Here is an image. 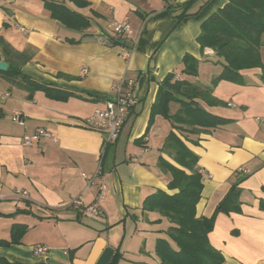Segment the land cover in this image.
Listing matches in <instances>:
<instances>
[{
    "label": "crops",
    "instance_id": "0c3cea01",
    "mask_svg": "<svg viewBox=\"0 0 264 264\" xmlns=\"http://www.w3.org/2000/svg\"><path fill=\"white\" fill-rule=\"evenodd\" d=\"M50 1L87 18L88 28L65 29L42 0H0V37L19 52L34 53L20 72L49 88V93H29L12 87L0 72V94L9 95L0 101V242L10 244L0 246V258L21 264H159L155 245L167 238L169 221L143 211L142 204L158 190L178 193L169 189L171 174L160 165L180 168L167 141L173 132L198 159L202 191L196 218L212 217L239 183L241 213L216 216L208 235L211 247L223 255L224 264H264L261 69L243 71L242 85L219 82L212 91L214 105L196 100L230 124L196 134L151 116L168 75L208 87L220 74L215 55L203 53L197 37L227 0H81L85 6ZM184 5L188 16L177 22ZM122 22L130 26V36L111 30ZM1 55L0 50L5 62ZM186 55L198 61L197 77L182 74ZM260 57L264 66V47ZM122 78L135 81L137 103L118 140L106 144L103 133L84 123L105 108ZM178 109L169 104L171 115ZM14 113L23 116V127L11 121ZM37 130L50 137L24 147L22 137ZM98 168L106 192L97 202L98 180L88 188L83 175L93 177ZM91 205L98 215L86 211ZM16 227L25 233L12 244ZM38 247L47 250L37 254Z\"/></svg>",
    "mask_w": 264,
    "mask_h": 264
},
{
    "label": "trees",
    "instance_id": "16d2710c",
    "mask_svg": "<svg viewBox=\"0 0 264 264\" xmlns=\"http://www.w3.org/2000/svg\"><path fill=\"white\" fill-rule=\"evenodd\" d=\"M69 1L79 6L86 4L81 0ZM42 2L50 17L65 29L81 31L88 28L89 20L65 5L50 0ZM187 11L188 5L181 7L180 14L176 16L177 22L188 16ZM8 14L6 12L7 16ZM197 42L203 53L205 49L213 51L216 63L222 68L220 74L212 79L208 87L180 81L175 79L174 75H168L160 85L156 101L151 108L152 117L161 116L169 120L175 130L196 134L231 122L208 114L196 101L201 100L207 105L216 104L212 91L219 82L242 85L243 71L261 69V81L264 84V66L260 57V49L264 47V0H227L221 9L202 24ZM0 50L1 56L9 65L2 76L12 87L29 93L36 90L49 93L47 86L20 72L34 56L31 50L19 52L2 37ZM182 65V74L197 77L198 61L194 57L184 56ZM171 103L179 106L172 115L169 110ZM167 141L173 148L174 161L180 168L163 161L160 165L171 174L169 189L177 188L178 193L168 195L158 190L142 204L143 211L156 212L169 221V227L165 232L167 238L158 239L155 245L159 264H224L223 255L211 247L208 235L212 232L215 218L219 213H241L239 183L232 185L212 217L196 218L195 208L202 191L201 175L195 169L198 159L175 133H170ZM186 170L190 174H187ZM261 207L264 209V203H261ZM18 228L22 229L21 233H16ZM14 232L11 243L18 244L25 229L16 227ZM4 245L10 244L0 242V246ZM0 264L21 262L11 263L0 258Z\"/></svg>",
    "mask_w": 264,
    "mask_h": 264
},
{
    "label": "built area",
    "instance_id": "2783aa9c",
    "mask_svg": "<svg viewBox=\"0 0 264 264\" xmlns=\"http://www.w3.org/2000/svg\"><path fill=\"white\" fill-rule=\"evenodd\" d=\"M111 30L116 35L130 36L131 34L130 26L126 22L112 24ZM19 31L23 32L24 29L20 28ZM85 72L86 71L83 70V73ZM134 88V80L126 78L118 80L112 87V96L107 101L105 108L95 110L93 115L85 121V127L92 131H97L106 135V144H114L118 140L121 130L127 122L133 107L137 103L134 96ZM8 96V94H0V101L4 100ZM11 121L20 127L25 125L24 118L19 113L12 114ZM49 137L50 134L48 131L37 130L31 135L23 136L21 143L24 147H30L34 143L39 142L40 139ZM83 178L86 180L88 188L94 185V180H98L99 184L96 201L98 202L103 199L106 192V186L101 175V168L97 169V172L93 177L83 175ZM23 197H25V195H23ZM74 204L75 206H80L79 201H76ZM86 211L93 216L98 215V210L95 205L88 206ZM46 250V247H38L35 252L39 254L45 252Z\"/></svg>",
    "mask_w": 264,
    "mask_h": 264
},
{
    "label": "water",
    "instance_id": "95a60500",
    "mask_svg": "<svg viewBox=\"0 0 264 264\" xmlns=\"http://www.w3.org/2000/svg\"><path fill=\"white\" fill-rule=\"evenodd\" d=\"M204 53L206 55H209V54H213V51H211L210 49H205ZM7 69H8V64L6 62H0V72H5Z\"/></svg>",
    "mask_w": 264,
    "mask_h": 264
},
{
    "label": "rangeland",
    "instance_id": "374dc122",
    "mask_svg": "<svg viewBox=\"0 0 264 264\" xmlns=\"http://www.w3.org/2000/svg\"><path fill=\"white\" fill-rule=\"evenodd\" d=\"M203 76H204V74L201 75V78H202L201 81L205 80ZM121 131H122V130H121ZM120 134H121V133H120ZM104 137H105V139L107 138L106 135H104ZM106 140H107V139H106ZM104 141H105V140H104Z\"/></svg>",
    "mask_w": 264,
    "mask_h": 264
}]
</instances>
